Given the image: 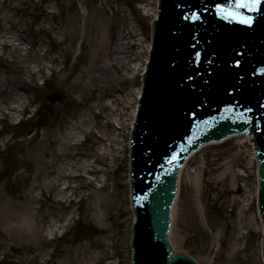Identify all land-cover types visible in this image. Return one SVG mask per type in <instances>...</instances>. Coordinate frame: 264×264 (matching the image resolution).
<instances>
[{
	"label": "rangeland",
	"instance_id": "obj_1",
	"mask_svg": "<svg viewBox=\"0 0 264 264\" xmlns=\"http://www.w3.org/2000/svg\"><path fill=\"white\" fill-rule=\"evenodd\" d=\"M101 2L107 12L103 19L90 18L95 32L107 24L113 9L123 7L124 11L114 22V34L122 24L127 25L123 22L131 12L128 2L136 8L141 4L139 0H0L1 24L9 28L10 21L18 29L22 26L23 39L16 43H21L18 47H22V53L31 47V57L26 61L12 55L9 48L2 47L10 38L0 31V88L11 90V82H24L21 92L34 99L23 113L18 104H13L12 110L0 111V210H11L15 215L13 220L0 225V264L131 263L133 214L128 183V135L120 136L121 145L114 144L120 150H115L118 159L113 161L108 153V160H103L104 146L109 152L114 146L110 149L103 137L104 130L97 128L96 123L103 124L110 118L109 112L97 106L98 92L74 91L68 86L77 83L78 73L90 64L85 58L90 56L93 46L86 40L88 51L81 49L80 34L87 12L94 11ZM41 8L45 9L43 13ZM145 15L141 9L139 14H131L139 31L144 30L149 36L151 19ZM50 24L56 28L49 27ZM66 33L77 38L75 43L70 35H63ZM64 48L67 57L62 56ZM44 49L56 54L57 60L49 70L48 60L41 58L39 73L36 60H40ZM62 60L66 68L58 76L55 68L63 67ZM42 74L46 76L44 84ZM125 82L127 88H133L140 84V78L137 76L133 83ZM56 88L63 91L65 99L50 103L46 96ZM78 109L80 114L73 119ZM17 120L21 124L11 127ZM110 120L111 128L118 131L114 120ZM72 122L76 125H71ZM235 145V140H230L208 147L195 154L183 171L172 240L176 250L187 253L199 264H261L259 220L257 225L241 223L255 213L254 206L244 211L242 203L243 191L249 189L246 186L251 185L253 191L254 167L250 168L247 181L240 179L229 190L226 182L218 185L212 181L211 172L205 173L199 192L192 189L186 177L204 158L234 150ZM89 163L97 173L88 171ZM238 169L236 166L237 172ZM104 181L106 191L100 189ZM233 197L242 201L233 204ZM101 201H108L111 206L99 205ZM26 217H32L34 224L26 223ZM238 233L243 238L236 239ZM103 242L108 244L109 253L93 258Z\"/></svg>",
	"mask_w": 264,
	"mask_h": 264
},
{
	"label": "water",
	"instance_id": "obj_2",
	"mask_svg": "<svg viewBox=\"0 0 264 264\" xmlns=\"http://www.w3.org/2000/svg\"><path fill=\"white\" fill-rule=\"evenodd\" d=\"M185 2L189 4L191 10L194 7V2L195 5L200 2L198 6L200 9L204 8L205 14H209L210 4L214 3L213 0H161V18L153 24L152 54L153 57L156 55L157 57L152 58V62L148 65L149 70L144 76L145 79L150 80L149 83L145 80L144 94L134 132L136 150L133 154L135 157H133L132 168L137 174L136 179L132 180L131 189L132 205L137 221L133 228L132 264H196L182 253L172 254L166 237L170 224V206L175 192L176 175L189 144H185L184 149H176L175 146L178 140L191 131L189 120L187 123H183L176 119V112L184 110L181 107L183 103L175 104L174 102H178L179 98L182 99L185 92L188 95L185 98L189 101L188 107L195 103L194 100H198V104L201 105L197 96L200 99L210 97L205 94L204 88L202 89L201 85L196 83V80L203 82V77L208 81L210 78H207L208 75L204 74L205 71L197 68L194 61L191 60L192 56L199 57L194 54V44L190 38L192 36L190 30H194L193 27L196 24L192 19L193 14L188 17L185 24L180 25V30L173 25L170 28L175 20L178 22L180 15L178 8ZM217 2L222 3L223 0H217ZM225 26L229 28L230 25L222 23L223 34L228 37L229 34H226L224 30ZM185 33H187L186 36ZM213 42L215 43L214 47L219 50L221 42L216 40ZM251 43L253 44V42ZM223 55L229 54L226 52ZM221 56L216 53L213 59L218 60ZM209 57H211V53L201 52V60H206ZM227 62L228 60H224L223 70L218 73L219 75H228L236 71V69H228ZM211 65L210 71H216V64ZM149 74L151 76L148 78ZM148 89H151L149 93ZM54 95L57 97H53ZM54 95H50L48 98L51 102L64 99L63 93L59 90ZM203 95L205 96L203 97ZM172 104L176 109L168 110V106ZM233 105L230 108L234 112L238 110V106L243 108L247 104ZM185 106L187 107V104ZM164 116L167 117L166 120H164ZM232 128L234 127L230 123L221 122L220 126L204 138L223 134ZM167 143L172 144L173 152L169 153L170 158L162 164L157 165L156 161V166H148V157L160 155V152L165 150L164 145L166 146ZM174 155L177 158L172 160ZM261 176L264 181V169L261 170ZM262 191L264 200V182Z\"/></svg>",
	"mask_w": 264,
	"mask_h": 264
},
{
	"label": "bare ground",
	"instance_id": "obj_3",
	"mask_svg": "<svg viewBox=\"0 0 264 264\" xmlns=\"http://www.w3.org/2000/svg\"><path fill=\"white\" fill-rule=\"evenodd\" d=\"M141 2L140 7L136 8L132 2H128L131 12L129 17L124 18V24L127 22V25L123 27V24L117 31V33H112L114 22L117 21V18H119L120 12L124 11L123 7L121 10H115L113 9L110 14L111 16L108 17V22L105 26H101L100 30L98 32H95V26H93L90 22V18L94 17L96 18H102L104 17L105 12H107V9L105 10V6L103 5V2L99 6H96L94 11L87 12L88 18L86 23L84 24L83 32H81L80 37V48L84 49V51H88L87 49V42L92 43L93 50L91 53H89L90 56L86 55V63H90L86 66L85 70H81L78 75L76 76L77 83L69 84L68 86L71 87L74 91L78 90H84L89 89L92 92H98V96L96 97L97 106H99L103 110H107L109 112V117L112 118L113 124L116 121L119 123V126H121L120 130L112 129L111 124L112 121L110 118H106V121L102 124L101 122L97 121L96 126L100 130H104V139L108 141L110 144L109 147L111 149L112 144L115 147V145L120 144L121 145V139L120 136L125 138V135L128 134V132L125 133V131H128L134 120V113H135V107L137 106V96L141 92L140 85H137L133 88H127L125 86V81L131 80V83H133V79H135L134 74H140L145 69V63L148 59V52L150 49V39L148 37V34L144 32V30L139 31L138 26L134 23V20L131 16L139 14V10L146 12L145 17L154 18L156 16V4L157 0H139ZM59 3L56 2V4ZM58 5V4H57ZM59 6V5H58ZM45 11L44 8H41V13ZM123 13V12H122ZM124 14H122L123 16ZM144 17V16H143ZM144 17V18H145ZM74 22L77 20H73ZM1 17H0V31L4 36H9L8 39L11 43H2L3 48H9V51L12 55L17 56L18 58H24V60H28L31 57V47L27 49V51H24L22 53V47L21 49L18 47L20 42L16 43L18 40L23 39L21 37L20 32H23L22 26H19V29L14 26L13 22H10L11 27H5L1 24ZM103 23V22H102ZM75 24V23H74ZM51 28L53 27L52 24H50ZM67 31V29H66ZM65 33V32H64ZM12 34V35H11ZM67 37H69L70 33L63 34ZM66 38V37H65ZM70 38L72 40V43H75L76 39L75 37H72L70 35ZM63 41H61L62 43ZM31 43V42H30ZM50 43V42H49ZM68 52L64 48L62 50V56L67 57ZM35 57V55H33ZM47 59V68L49 70L53 69V66L51 65L57 60L56 54H51L48 52V50L44 49L41 53L40 60H36L38 64H36L39 69L37 70L39 73H41V67L39 66L41 60ZM110 60V61H109ZM102 61H107L105 64H101ZM64 64V65H62ZM61 66H58L55 68V74L58 76H61V73L65 72L66 64L65 60L61 62ZM27 70H29L27 68ZM30 71V70H29ZM32 75L34 73L30 71ZM41 79H43V83H46V76L41 75ZM131 77V78H130ZM60 81H64V79H61ZM81 81H84V83H81ZM26 85L24 82H21V84H17V82H11V85L9 84L8 89L0 88V111H4V109H14L13 104H18L17 106H21V111L24 112L27 109V105L31 104L33 102V98H31L29 95L24 94V92H21L23 89L22 86ZM27 89V88H25ZM56 92H53L52 95H54ZM53 97H57V95H54ZM78 105H82L81 102H76ZM89 108V107H88ZM10 110V111H11ZM91 111V108H89ZM80 114V109L75 111L73 114V119H75ZM74 122H77L74 120ZM87 122V120H86ZM71 125H76L75 123H71ZM69 130V129H68ZM230 140H235L236 145L234 146V150L228 151L226 153H222L220 155H216L214 158H204V161L197 163L187 174V179L192 187V189H196V192H199L201 188V183L205 181L204 175L205 173L211 172L213 174L212 181H216L215 183L218 185H224L226 182L228 184V190L234 185L238 180L244 179L250 177V168H255V154L253 151L252 146L250 145L249 137L246 136H235L230 137L229 139H226L224 141H216L214 143L210 142L207 145H203L200 150L193 153L190 157L193 158L195 154L199 153L200 151L211 147L215 145H221L225 142H229ZM115 144V145H114ZM104 152L102 154L103 160H108V153L112 155L113 161L117 160L116 153L119 150L117 148V151L115 148L112 147L111 152H109L108 148L104 146L103 148ZM123 150V149H122ZM120 151V150H119ZM117 158V159H116ZM188 159V160H190ZM188 160L185 165L187 164ZM249 164V165H248ZM185 165H183L180 169V176H179V189L182 182V176L183 171L185 168ZM236 166L239 167L238 172L236 171ZM88 171L97 173L98 170L93 167L90 163L88 164ZM243 171V172H240ZM215 174V175H214ZM242 180V181H244ZM247 181V180H246ZM91 184V183H90ZM244 186L246 184L244 183ZM249 189H244V195L243 201L240 200L238 197H233L232 203H238L241 202L249 205V208L254 205V195L255 193L252 191L251 185L246 186ZM100 189L107 190V183L104 181V183L100 186ZM254 191L256 189V185L253 187ZM250 195H252V198H250ZM249 197L250 199L248 200ZM179 199V192L177 193L176 201L173 207L172 211V227L171 231L169 233V241H171V244L173 246V251H175V245L173 243V220L174 215L176 211V205L177 201ZM201 201V200H199ZM106 208L110 207V202L108 201H101L99 205H102ZM102 208V207H101ZM10 212V213H9ZM243 212V211H242ZM34 213V212H33ZM32 213V215H33ZM240 214V219L243 218ZM102 216L104 215L101 214ZM15 218L14 213L7 209L0 210V225L6 224L9 220H13ZM26 223L34 224L32 217H26ZM134 220V216H132V221ZM243 220V219H241ZM240 220V221H241ZM256 221V222H255ZM254 222L255 225L258 224V219L256 216V213H254V216L248 218V221L244 222L241 221L242 225L245 223H251ZM28 223V224H29ZM261 228V226H260ZM246 229V228H244ZM261 230V229H260ZM261 237V242L264 240V234ZM240 237L243 238L242 233H238V236L236 239ZM234 239V242L235 240ZM233 242V243H234ZM108 244L106 242H103L99 249H97V253L94 254L93 258H97V255L101 254H107L109 253L107 249ZM112 246V245H109ZM233 251L236 250V246L233 244L232 246ZM211 261V260H210ZM210 263V262H209ZM87 264V263H84ZM261 264L263 262L261 261Z\"/></svg>",
	"mask_w": 264,
	"mask_h": 264
},
{
	"label": "snow or ice",
	"instance_id": "obj_4",
	"mask_svg": "<svg viewBox=\"0 0 264 264\" xmlns=\"http://www.w3.org/2000/svg\"><path fill=\"white\" fill-rule=\"evenodd\" d=\"M262 5H264V0H233L231 6L217 4L216 11L224 19L236 20L242 24L251 25L253 23V17L241 12L240 9H247L248 12H255L259 11ZM198 18V13H194L192 19L195 20ZM197 56H199V53H197ZM235 63L239 65V61H236ZM176 158L177 157L174 155L172 160H175Z\"/></svg>",
	"mask_w": 264,
	"mask_h": 264
}]
</instances>
